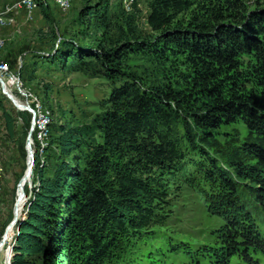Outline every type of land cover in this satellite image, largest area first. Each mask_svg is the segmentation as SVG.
I'll list each match as a JSON object with an SVG mask.
<instances>
[{
	"label": "trees",
	"instance_id": "trees-1",
	"mask_svg": "<svg viewBox=\"0 0 264 264\" xmlns=\"http://www.w3.org/2000/svg\"><path fill=\"white\" fill-rule=\"evenodd\" d=\"M85 14L118 35L96 52L74 48L65 67L89 58L118 80L91 121L50 124L48 162L35 157L10 264L110 262L123 237L141 239L167 219L180 184L197 188L224 223L225 252L205 253L210 264H232L235 255L252 264L253 253H264V0H149L145 31L133 14L114 25L107 5ZM134 55L182 56L188 72L151 82L124 72L122 59ZM1 108L13 141L31 114ZM237 123L244 138L239 129L219 138Z\"/></svg>",
	"mask_w": 264,
	"mask_h": 264
},
{
	"label": "rangeland",
	"instance_id": "rangeland-1",
	"mask_svg": "<svg viewBox=\"0 0 264 264\" xmlns=\"http://www.w3.org/2000/svg\"><path fill=\"white\" fill-rule=\"evenodd\" d=\"M32 1L36 3V8L28 13L26 8L20 6L19 2L22 0H0L2 9L19 3V7L12 12L15 23L0 28V61L5 62L11 71L19 72L20 90L23 95L15 87L8 86L11 94L22 102L25 101L24 92H31L40 102L42 109L48 111L46 133L40 138L36 134L38 141L35 133H31L34 161L37 155L40 162L47 164L46 148L49 146L50 124L64 122L72 117L75 120L91 121L105 108L108 93L118 80L106 78L98 63L89 58L76 70L65 67L71 60L69 54L74 48L96 52L100 49L99 45L105 49L112 47L110 44L118 35L113 28L105 33L103 28L95 27L97 23L94 19L88 22L85 11L107 5L114 25L122 24L125 17L133 14L137 28L145 31L149 0H67L63 5L57 0H45L46 3H40L41 0ZM56 53L58 54L53 60L43 58ZM126 58L122 59L125 73L143 76L155 83L165 80L164 77L168 78L167 80L180 79L181 75L188 72L186 67L181 65L182 56H173L169 61H155L152 55L145 60H142L140 55ZM29 101H32L34 106L36 100ZM1 107L14 113V105L0 91V164L3 167L0 181V237L14 217L17 187L30 164L29 160L26 165L25 141L32 121L33 126L37 124L33 119L30 126H27L25 121L19 122L16 127L17 138L10 141L5 135ZM236 129L240 131V139L244 138L245 129L240 123L222 127L219 130V138L224 137L226 141L235 138ZM198 159L202 161L203 157ZM32 175L30 174L24 189L25 198L18 220L25 217V206L34 186ZM201 186L204 187V183ZM171 191L172 204L167 219L146 230V235L141 239L123 237L120 247L118 245V257L104 264H210L211 260L205 253L222 248L225 252V245L221 240L224 237L221 232L224 223L221 218L208 212L204 203L205 197L201 192L197 188L182 184L178 190L172 188ZM17 221L8 233L11 242H14ZM179 247L182 250L186 247L187 252L179 253L182 251L178 252ZM2 256L0 253V259ZM252 258L255 260L252 264H264V253H253ZM230 262L247 264L237 255L230 257Z\"/></svg>",
	"mask_w": 264,
	"mask_h": 264
},
{
	"label": "bare ground",
	"instance_id": "bare-ground-1",
	"mask_svg": "<svg viewBox=\"0 0 264 264\" xmlns=\"http://www.w3.org/2000/svg\"><path fill=\"white\" fill-rule=\"evenodd\" d=\"M23 1L24 0H22V2ZM57 1L61 3V0H57ZM57 1H55V2L53 1V2L56 4ZM66 3H67V0L63 2V4H66ZM17 7H19V3H17L13 7H10L9 9L8 8H5V9L0 8V19H1L0 20V28H4V27H7L8 25L15 23V17H14L12 12ZM23 7L26 8V10H27V6H23ZM58 7H60V6H58ZM27 12L31 13V11H27ZM1 47H2V41L0 39V48ZM4 64H6V63L3 61H0V67L4 66ZM6 70L11 71L7 64H6ZM8 86H10V84L6 85V89L8 90L9 93H11ZM19 86L21 87L20 77H19ZM24 96H27L28 101H29V99H31L33 101L36 100V102L34 101V106H32V107L35 109V117L37 118V120L36 119H33V120H35V123L37 121V124H35L33 126L34 122L32 121L30 130L32 133V131H34V128H36V125H37V129H39V131H37L36 134L38 135V138H40L42 134L44 135L46 133L45 125L48 122V111H44L45 109H42L40 102L34 96V94H32L31 92L25 91ZM16 101L18 103H21L17 98H16ZM38 120L41 122H39ZM31 142L33 144L32 138H31ZM30 147L32 148V145ZM30 147L27 148L28 152H27L26 165L29 164V160H30L31 165L29 164V168L25 171V173H24L23 177L21 178L20 183L17 187L18 188V196L16 199V206H15V214L16 215H19V212L21 210V207H22V204H23L24 198H25L24 189H25L26 184L29 181L30 174L32 175L31 169L33 166H32V162H31V153H30L31 148ZM13 226L14 225H9L8 229L7 230L5 229V231H4L3 239L1 242V249H0V253H2L3 256H2V259H0V264H10L13 241L12 242L10 241L11 238H10V236H8V233L11 231V227H13ZM6 243H8V244H7V247L5 248V250L3 252L4 246Z\"/></svg>",
	"mask_w": 264,
	"mask_h": 264
},
{
	"label": "built area",
	"instance_id": "built-area-1",
	"mask_svg": "<svg viewBox=\"0 0 264 264\" xmlns=\"http://www.w3.org/2000/svg\"><path fill=\"white\" fill-rule=\"evenodd\" d=\"M64 1L66 0H61V5L63 4ZM19 3H20V6H27V11H34V9L36 8V3L32 2V0H24L23 2H19ZM1 83H4L5 87L7 84H10V87H15L23 95L22 91L20 90V86H19V72L17 70L7 71L6 64L0 67V84ZM24 97H25V101H22L21 103H26L27 105H29L30 111L28 112L31 114V119L37 120V118L35 117V109L32 107V101H28L27 96H24ZM31 145H33L32 142H31ZM2 172H3V167L0 164V181H1ZM0 200H1V186H0ZM9 225H11V223ZM8 226L6 227V230L8 229ZM3 235L0 237V249H1V242L3 239Z\"/></svg>",
	"mask_w": 264,
	"mask_h": 264
},
{
	"label": "water",
	"instance_id": "water-1",
	"mask_svg": "<svg viewBox=\"0 0 264 264\" xmlns=\"http://www.w3.org/2000/svg\"><path fill=\"white\" fill-rule=\"evenodd\" d=\"M0 91L3 95H5L10 101L11 103L14 105V107L18 110H24V111H30V107L29 105H27L26 103H18L16 101V98L13 96V94L9 93L8 90L5 87L4 83L0 84ZM31 146V130H29L28 135L26 137V141H25V148L27 150L28 147ZM31 148V147H30ZM28 152V151H27ZM30 153H31V162H32V166L34 167V156H33V150L32 148L30 149ZM33 167L31 169V171H33ZM16 206V205H15ZM18 216L15 214V210H14V217L13 220L11 222V225L14 224L17 220H18Z\"/></svg>",
	"mask_w": 264,
	"mask_h": 264
}]
</instances>
